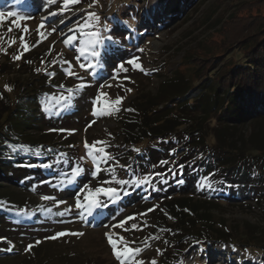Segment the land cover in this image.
<instances>
[{"label": "rangeland", "instance_id": "rangeland-1", "mask_svg": "<svg viewBox=\"0 0 264 264\" xmlns=\"http://www.w3.org/2000/svg\"><path fill=\"white\" fill-rule=\"evenodd\" d=\"M61 3L62 0H57L56 4H50L48 0H0V12L4 13L0 19V90L11 92L5 86L11 89L9 81L19 76L21 79L37 78L45 81V100L50 105L43 120L28 122L29 133L49 143L34 152L31 150L35 157L21 160L31 170H22L23 178L20 175L11 179L5 168L0 175V196H8V200L21 206L18 214L6 215L0 210V264H119L105 236L108 231L114 238L123 236L129 241L135 240L136 244L131 246L143 248L138 258L145 264H150L153 259L158 264L159 239L149 240V247L143 244L146 237L153 236L150 234L151 216L149 213L146 216L138 214L159 206L173 194L165 198L149 197L145 192L133 203H126L121 210L106 217L103 211L113 199L101 194L100 203L106 206L95 209L91 216L85 209L75 207L76 200L83 201L87 194L86 189L81 191L85 184L95 188L104 181H110L104 187H115L120 190V195L133 192L125 191L128 183L122 185L115 180L119 177V169L127 167L131 149H136L121 144L119 122L126 103L134 97L143 99L148 94H155L159 83L171 75L175 66L183 69L180 65L183 55H188L191 50L205 58L211 53L220 54L218 62L204 70L207 73L212 68L221 70L222 65L218 63L225 57L234 54L239 58L233 44L243 27L257 23L258 15H263L264 0H167L163 5H159L158 0H96L91 8L89 5L93 0H81L62 12L58 11ZM51 12L57 14L50 15ZM88 12H95L99 20H89ZM8 13L17 15L9 16ZM86 20L93 26L91 31L100 34L95 46L97 56L88 49L81 55L77 51L80 47L78 39L71 45L63 43L68 36H78V25ZM21 36L30 50L22 48ZM13 39L15 43L11 42ZM223 47L228 49L223 52ZM18 52L23 55L14 60L13 56ZM134 57L138 58L143 70L127 63ZM80 64L85 67L81 68ZM121 64L128 69L126 72L118 71ZM69 71L76 75H68ZM79 84L85 86L77 88ZM69 89L73 91L70 93ZM101 93L107 96H101ZM65 96L69 97L67 101L61 99ZM98 96L101 100L96 106L98 112L105 108V101L113 102L117 97H123L119 111L108 109V114L93 116V101ZM57 113H60L58 118L49 124L47 121ZM244 128L248 134L259 129V136H264L262 120L254 122L251 128ZM253 136L251 134L252 140ZM85 140L89 145L93 141H105L107 152L118 161L115 167H111L114 161L109 160L100 165L103 170L94 176L95 165L86 155ZM52 143L62 144V150L46 147ZM74 167L82 170L78 176L72 175ZM151 177L137 179L141 181L139 185L149 189ZM24 180L29 181L27 189L16 183ZM43 196L54 197V200H44ZM235 198L237 201L211 199L214 201L212 214L225 223L223 229L234 232L240 228L252 231L264 228V189L250 192L246 197L236 194ZM96 215L105 217L101 224ZM129 216L136 218L128 221L125 228L132 223L147 226L129 231L105 227ZM58 232H83L84 235L67 234L49 239ZM30 244L33 245L31 251H26ZM228 244L221 241L216 247H203L192 243L177 264H264L259 256L257 263L250 262L246 259L247 254ZM252 250L257 249L248 248V251Z\"/></svg>", "mask_w": 264, "mask_h": 264}, {"label": "trees", "instance_id": "trees-1", "mask_svg": "<svg viewBox=\"0 0 264 264\" xmlns=\"http://www.w3.org/2000/svg\"><path fill=\"white\" fill-rule=\"evenodd\" d=\"M166 1L158 0V4ZM258 16L257 23L241 29L233 44L240 59L232 54L218 63L221 70L212 68L207 73L204 70L218 62L220 54L205 58L191 50L183 55V69L175 66L155 94L134 97L123 109L121 144L136 149H131L127 167L119 169L115 180L126 178L123 181L129 185L125 191L133 192L119 194L103 216L121 210L145 192L149 197L173 194L149 212L150 234L159 237L158 264H177L192 243L212 247L221 241L247 254L250 262L259 256L264 263V228L227 232L222 227L225 223L214 218L211 209V199L233 201L236 194L246 197L264 189V136H259V129L248 134L244 128L264 121V13ZM44 82L19 76L9 81L11 92L0 90V175L5 168L11 179L23 178L22 170L31 169L21 160L35 157L31 150L49 144L29 133L28 124L34 119L40 122L48 112ZM62 146L52 143L46 147ZM151 175L149 189L134 183ZM16 183L29 188L28 180ZM0 210L6 215L18 214L21 206L1 195ZM96 217L99 224L105 218ZM228 247L225 249L230 250ZM251 247L257 250L248 251Z\"/></svg>", "mask_w": 264, "mask_h": 264}, {"label": "snow or ice", "instance_id": "snow-or-ice-1", "mask_svg": "<svg viewBox=\"0 0 264 264\" xmlns=\"http://www.w3.org/2000/svg\"><path fill=\"white\" fill-rule=\"evenodd\" d=\"M48 2L50 4H56L57 0H48ZM81 0H62L61 3V8L58 11H64L67 10L69 8L70 5H75L80 3ZM96 3V0H93V4L89 5V8L93 7ZM50 15H56L57 12H51L49 13ZM9 16H16V13H8ZM4 16V13L0 12V19H2ZM87 18L90 19H95V20H99V17L97 16V14L95 12H88L87 13ZM20 19H23V17H20ZM41 28L43 27V25L40 26ZM92 24L88 23L87 20L85 21L84 24L82 25H78L77 28V32L79 33L78 36H68L66 39L63 40V43L67 46V45H71L73 43L74 40H79L80 41V47L77 48V51L81 54L84 55L85 54V50L88 49L91 51V54L93 56H97L98 53L95 51V46L96 44L99 43V33L95 32V31H91L92 29ZM9 32L12 31L11 28L8 29ZM27 31V29H25V32ZM53 31H55V29L53 28ZM70 31H72L70 29ZM42 35V34H41ZM63 35V34H62ZM43 38V36H42ZM21 46L24 49V51H28L30 50L29 45L24 42V38L23 36H21ZM12 43H15V39H13L11 41ZM142 51V50H141ZM50 54V53H49ZM23 55L22 52H18L16 55L13 56L14 60H19L21 58V56ZM77 60H79V57H76ZM138 58H133L129 61H127L128 64L132 65L133 68L136 69H142V65L140 63L137 62ZM30 63V62H29ZM65 63H71L69 61H65ZM80 67L83 68L85 67L84 64H80ZM89 67H91V65H89ZM128 69L124 66V64L119 65V69L118 71H127ZM37 71H40V69H37ZM68 75L72 76V75H76L74 72L69 71ZM84 84H79L76 87L77 88H82L84 87ZM7 90H11L10 88H8V86H5ZM73 90L69 89V92L71 93ZM127 91H131V89H127ZM101 96L106 97L107 94L106 93H101ZM63 101H67L69 99V97L65 96L61 98ZM123 101V97H117L115 99V101L113 102H107L105 101V108L101 111L98 112L97 111V105L100 104L101 100H100V96H98L96 98V100L93 101V112L92 115L93 116H97L98 114H108L107 110L108 109H115L116 111H119L118 106L120 104H122ZM59 102V101H58ZM131 111V110H129ZM93 123H95V121H93ZM89 127H91V124L89 125ZM85 148L88 150L86 155L90 156L92 158V162L95 165V170L93 172V175L96 176L98 175L103 169H101L100 165L101 164H107L109 160L114 161L113 165H111V167H115V163H118V161H115V158L112 157L110 155V153L107 152L106 150V142L105 141H93L91 145L88 144L87 140H85ZM137 151H139L137 149ZM83 159V157L81 158ZM162 164H166L167 161H162ZM82 170L79 167H74L72 169V175L74 176H78L80 174ZM160 175V174H157ZM143 182H147L146 180ZM110 183V181H104L102 182L101 186L95 187V188H91L89 187V185L85 184L83 186V189L81 191H83L84 189L87 190V194L84 196L83 201H81L79 198H77L76 200V204L75 207L77 209H85L87 211V214L89 216L93 215V212L95 209L99 208V207H105L106 205H102L100 203L99 197L102 194L105 197H108L109 199H114V198H118L119 194H120V190H118L115 187H104V184H108ZM118 183L120 184H127V181H118ZM135 184H139L141 183L140 180H136L134 181ZM128 192H124V195H128ZM42 199L44 200H54V197H50V196H43ZM60 203H65L63 201H61ZM158 206H153V208H149L146 210V212L144 213H140L138 215L141 216H146L149 212H152L155 210V208ZM49 211H51L49 209ZM61 215H63V213H61ZM135 216H129V217H125L122 220H120L119 222H117V224L115 225H106L105 227H118L121 229H124L125 231H129L131 230H142V227H146L147 225L144 224L143 226L138 225L136 223H132L129 228H125V224H127L128 221L130 220H135ZM67 234H71V235H77V236H83L84 233L83 232H78V233H65V232H58L55 235L49 237V239H57L59 237H63ZM105 236L107 237L108 243L111 245V248L113 250V253L116 257V259L119 261V264H145V262L143 260H140L138 257L140 256V254L143 251V248L141 247H132L131 245L136 244L135 240L129 241L127 239H125V237L123 236H117L114 238L113 233L111 231H108L105 233ZM155 239H159L158 236H149L146 237L143 241V244L145 247H149L150 245L148 244L149 240H155ZM36 243H39V241H37ZM167 243V241L165 242ZM33 245H28L26 248V251H31ZM11 250V249H9ZM158 253L161 252L160 249L156 250ZM150 264H157V262L153 259Z\"/></svg>", "mask_w": 264, "mask_h": 264}]
</instances>
